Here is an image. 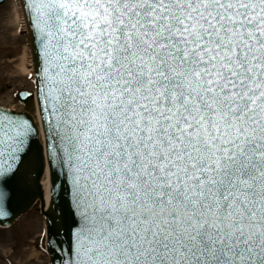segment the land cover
<instances>
[{"label":"snow or ice","instance_id":"6c2138e0","mask_svg":"<svg viewBox=\"0 0 264 264\" xmlns=\"http://www.w3.org/2000/svg\"><path fill=\"white\" fill-rule=\"evenodd\" d=\"M33 9L79 209L70 264H264V0ZM35 132L0 113V207Z\"/></svg>","mask_w":264,"mask_h":264},{"label":"water","instance_id":"95a60500","mask_svg":"<svg viewBox=\"0 0 264 264\" xmlns=\"http://www.w3.org/2000/svg\"><path fill=\"white\" fill-rule=\"evenodd\" d=\"M5 1L0 0V5ZM19 1L32 52L35 89L17 93L18 102L23 110L17 111L0 105V113L31 122L36 132L32 136L31 148L24 158L19 176L5 189L6 196L0 207V229L11 228L35 208L44 218L45 235L41 241V248L46 252L49 264H70V250L76 242L79 222V209H76L74 203L73 170L71 164L67 162V154H61L55 142L51 151L49 149L46 128L54 118L51 116V104L47 97L48 65L44 41L36 27L33 0ZM35 105L38 117L34 116ZM60 147L63 148V142ZM47 166V181L41 183Z\"/></svg>","mask_w":264,"mask_h":264},{"label":"rangeland","instance_id":"374dc122","mask_svg":"<svg viewBox=\"0 0 264 264\" xmlns=\"http://www.w3.org/2000/svg\"><path fill=\"white\" fill-rule=\"evenodd\" d=\"M19 25L17 1L0 5V105L23 110L17 93L34 90L33 75H26L29 38L27 29ZM45 222L35 208L8 229H0V264H49L41 248Z\"/></svg>","mask_w":264,"mask_h":264},{"label":"bare ground","instance_id":"6f19581e","mask_svg":"<svg viewBox=\"0 0 264 264\" xmlns=\"http://www.w3.org/2000/svg\"><path fill=\"white\" fill-rule=\"evenodd\" d=\"M16 1H17V12L19 14V25L22 26L23 29L26 30V21H25V18H24V14H23V11H22V7H21V4H20V1L19 0H16ZM27 54L29 55L28 56V60L29 61L23 65V68L25 69L26 75H33V72H34V63H33V59H32V52H31L30 45H29V49H27ZM34 107H35V110H36L37 109V106L35 105ZM34 116L35 117L36 116L38 117L37 110H36V113H35ZM37 122H38V119H37ZM47 173H48V166H47L46 171H45V173L43 175V178L41 180V183H46V181H47ZM39 201L42 202L41 200H39ZM37 203L38 202H36V204ZM45 209H47V208H45Z\"/></svg>","mask_w":264,"mask_h":264}]
</instances>
